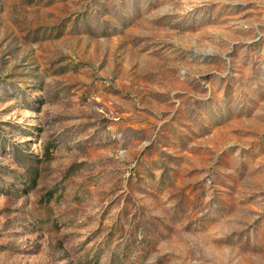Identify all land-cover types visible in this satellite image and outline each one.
Returning <instances> with one entry per match:
<instances>
[{"label":"rangeland","instance_id":"rangeland-1","mask_svg":"<svg viewBox=\"0 0 264 264\" xmlns=\"http://www.w3.org/2000/svg\"><path fill=\"white\" fill-rule=\"evenodd\" d=\"M0 264H264V0H0Z\"/></svg>","mask_w":264,"mask_h":264}]
</instances>
